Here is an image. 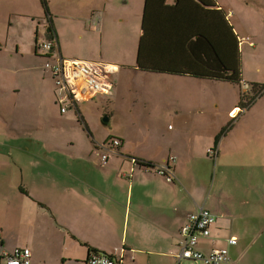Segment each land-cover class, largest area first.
Here are the masks:
<instances>
[{
    "label": "crops",
    "instance_id": "1",
    "mask_svg": "<svg viewBox=\"0 0 264 264\" xmlns=\"http://www.w3.org/2000/svg\"><path fill=\"white\" fill-rule=\"evenodd\" d=\"M201 1L203 9L189 0H144L135 26L118 17L119 37L113 36L114 25L108 20L110 0H101L81 17L53 16L49 32L41 29L44 15L36 5L21 16L37 21L35 39L56 42L55 61L114 66L115 88L112 95L73 104L64 114L40 100L38 109L27 107L26 101L16 103L21 113L29 114L28 124H2L8 116L15 117L16 110L0 103L3 248L30 249L32 264H85L94 250L120 264H178L187 219L205 207L216 218V227L210 238L199 240L203 253L228 249L235 264H264V107L250 108L223 138L217 156L210 155L208 149L236 108L224 109L215 92L219 84L229 83V76L214 74L190 51L193 39L204 38L232 78L245 80L249 63L258 74L263 67L254 61L244 64L242 54L253 55L260 44L243 37L247 26L233 4L238 0ZM251 6L255 1L248 3ZM256 16L264 24V2L250 20ZM259 34L264 46V31ZM0 43L8 47L9 38ZM26 47L25 41L17 44L12 58ZM128 51L134 59L124 56ZM43 55L36 58L44 62ZM127 77L131 101L123 116H134L136 122L126 120L118 135L99 132L100 141L94 140L82 109L98 100L109 102L114 105L111 118ZM53 90L55 95V85ZM0 97L5 100V91ZM62 128L68 130L53 133ZM114 141L120 145L112 151L100 148H113ZM104 153L109 155L106 161ZM138 163L167 165L174 182ZM232 239L236 245H230ZM0 264H7L1 256Z\"/></svg>",
    "mask_w": 264,
    "mask_h": 264
},
{
    "label": "rangeland",
    "instance_id": "2",
    "mask_svg": "<svg viewBox=\"0 0 264 264\" xmlns=\"http://www.w3.org/2000/svg\"><path fill=\"white\" fill-rule=\"evenodd\" d=\"M46 1L53 16H63L66 18L67 15L77 17L86 15L89 10L101 0ZM129 1L130 3L126 5L125 3L123 4V0H110L112 8L110 10L108 20L114 25V37H119V34L116 31V21L118 17L127 18L132 26H135L140 19L144 0ZM224 1L230 3L232 0ZM254 1L255 6L247 7L248 3L250 4ZM238 2L239 3L233 2V4L238 6L239 16L244 17V21L247 26L246 33L243 37L246 38L247 36H251L255 43L260 44L259 49L253 55L243 52L242 61L244 64L254 61V64L262 66L263 68L260 74L256 73L251 67L253 63H249L247 67L244 68V72L247 74L248 79L242 80V86L245 91H249L246 99H243L239 88L230 83H221L216 87V94L219 96L221 95L223 99V108H236V115L232 117L229 125L221 133L217 143L211 147V149L217 150L218 152L221 149L223 138L227 136V134L240 122L241 118L249 111L250 108L264 107V89L261 92V97L259 96L256 101L249 106V103L256 97V93L252 91V85H264V46L260 43L261 35L259 34V31H264V24L259 21L258 16H256L254 20H250V18L254 16L257 6L263 4L264 0H238ZM35 5L39 7L40 11H42L44 15L42 0H0V39L5 42L7 38H9L8 47H4V45L0 43V49L2 50L0 52V81H2L0 92L3 93V91H5L6 93L5 100L0 97V103L3 104V108L5 109L16 110L15 117L12 118L11 116H8L4 119V121H2V124L4 125L12 126L18 123H29V114L21 113V107L14 106L16 103L22 104L26 101L27 107L38 109L40 104L38 100H40L46 105L50 104L53 110L60 111V104H57L58 101L55 98L54 90L52 91V87L54 88L55 82L51 79L49 73L44 69L45 61L40 62L36 58L35 49L33 47V44L35 43L37 21L33 20L31 17H21L24 13H32ZM12 21L14 24L10 25ZM41 29L47 32V20L41 22ZM23 41L26 42L27 46L24 49L23 54L19 53L17 56L12 58L16 53L17 44H22ZM124 56L129 60L135 58V54L129 51L126 52ZM39 57L42 58L41 55H39ZM7 64L9 69H6ZM246 80H249L250 82ZM130 82L131 81L128 77L126 79H122L120 85V105L119 108H117L116 113L111 118L109 116L113 111L114 105L109 102L105 103L102 100H98L91 103L86 111L82 109L94 134L92 135L91 133L90 137L92 136L94 140L100 141V137L98 136L99 132H101V134L106 133L109 135H118L119 126L122 127L123 122L126 120L128 123L136 122V118L134 116H123V113L128 110L127 108L131 101ZM235 97H237V101H235ZM27 98L30 100H27ZM226 99H230L231 103H227ZM72 109L74 110H72L73 112L76 111V108L73 107ZM70 112L71 111H69V113ZM73 120L78 123V118L75 114ZM79 123H81L80 118ZM66 130H68V128H62L53 131V133H64ZM102 146L105 148L108 147L106 144ZM102 150L105 152L104 149ZM103 155L107 154L104 153ZM108 157L109 155H107V158ZM211 159L214 160L213 158ZM213 164L214 163L212 162V165ZM260 171L264 172V165L261 166Z\"/></svg>",
    "mask_w": 264,
    "mask_h": 264
},
{
    "label": "built area",
    "instance_id": "3",
    "mask_svg": "<svg viewBox=\"0 0 264 264\" xmlns=\"http://www.w3.org/2000/svg\"><path fill=\"white\" fill-rule=\"evenodd\" d=\"M98 23L102 25V14H98ZM249 40V39H248ZM39 49L48 59L44 64V69L49 73L51 79L57 87V100L61 106L62 113L74 104L92 100L97 95H112L115 88L114 74L116 68L109 64L93 61L64 60L55 61L53 52L56 49L54 40H40ZM119 141L113 142L112 147L101 149L112 151L119 147ZM208 153L217 156L218 151L208 149ZM103 160L107 159L104 155ZM177 158L172 157V163H176ZM145 169L154 172L156 175L164 177L169 183L174 182V176L169 173L167 165L151 167L147 164ZM142 167V168H143ZM216 227V218L205 207H199L187 219L183 228L185 240L182 243L180 255L177 257L178 264L183 260L200 262L203 264H235L228 249L211 250L208 254L199 249V240L210 238ZM230 245H236L237 240L232 239ZM3 240L0 238V256L7 264H32V252L28 248H15L10 251L2 246ZM89 264H120L117 260L108 256L92 254Z\"/></svg>",
    "mask_w": 264,
    "mask_h": 264
},
{
    "label": "trees",
    "instance_id": "4",
    "mask_svg": "<svg viewBox=\"0 0 264 264\" xmlns=\"http://www.w3.org/2000/svg\"><path fill=\"white\" fill-rule=\"evenodd\" d=\"M189 1H191L195 6H197L200 9L205 8V4L201 0H189ZM42 2H43V8H44L43 11H44V15H45L44 20H47V22H48L47 28H49V30L51 28L53 29V22H54L53 15L51 14L50 9L48 8L47 1L42 0ZM40 39H42V38L36 37V39H35L36 42H35V48L34 49H35V54L37 56L44 54L41 51V49H39V46H38ZM42 40H44V39H42ZM190 51L198 63L205 66L208 70H210L214 74H216V75L225 74V75L229 76L227 81L229 83H231L232 85L237 86L239 88V91L242 93L243 99H246V96L249 94V91H245L243 86H242L243 78H240L238 80L232 78L233 73L227 72L225 70L222 62L218 59L214 50L212 49V47L207 43V41L204 38L197 37V38L193 39V41L190 43ZM45 62H46V60H45ZM221 80H223V82L225 81V79H221ZM214 81H218V79H215ZM252 87H253L252 91L254 93H256V97L253 98V100L249 103V106L251 104H253L259 96L261 97V92L264 89V85L263 86L252 85ZM55 97L57 99V87H56V91H55ZM57 104H59V102ZM241 105H242V103H241ZM60 110H61V106H60ZM80 121H81V119H80ZM138 165L140 167L144 166L143 163H138ZM91 252H93L92 254H95V255L108 256L110 258L117 260L115 257L107 255L105 253H100V252L95 251V250L91 251ZM31 260H32V257H31Z\"/></svg>",
    "mask_w": 264,
    "mask_h": 264
},
{
    "label": "bare ground",
    "instance_id": "5",
    "mask_svg": "<svg viewBox=\"0 0 264 264\" xmlns=\"http://www.w3.org/2000/svg\"><path fill=\"white\" fill-rule=\"evenodd\" d=\"M91 255H92V253H91ZM91 255L89 256V259H90ZM89 259L86 261L85 264H89Z\"/></svg>",
    "mask_w": 264,
    "mask_h": 264
},
{
    "label": "water",
    "instance_id": "6",
    "mask_svg": "<svg viewBox=\"0 0 264 264\" xmlns=\"http://www.w3.org/2000/svg\"><path fill=\"white\" fill-rule=\"evenodd\" d=\"M47 32H49V31H47ZM46 58V60L48 59L47 57H45Z\"/></svg>",
    "mask_w": 264,
    "mask_h": 264
}]
</instances>
